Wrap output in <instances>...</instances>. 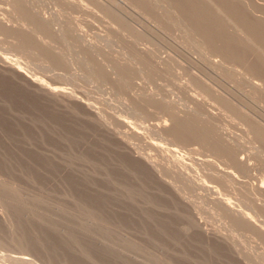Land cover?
I'll list each match as a JSON object with an SVG mask.
<instances>
[{"label":"rangeland","instance_id":"rangeland-1","mask_svg":"<svg viewBox=\"0 0 264 264\" xmlns=\"http://www.w3.org/2000/svg\"><path fill=\"white\" fill-rule=\"evenodd\" d=\"M206 1L0 0L67 95L0 70V264H264V54Z\"/></svg>","mask_w":264,"mask_h":264},{"label":"bare ground","instance_id":"bare-ground-1","mask_svg":"<svg viewBox=\"0 0 264 264\" xmlns=\"http://www.w3.org/2000/svg\"><path fill=\"white\" fill-rule=\"evenodd\" d=\"M204 1H206V0H204ZM204 1L202 0V3H207V1L206 2H204ZM213 1L214 2H212V3H214L215 7H216V10H215L216 11V14H215L216 17L214 15V17L216 19L214 18L215 19L214 21H216L215 23L218 27V30L221 32L223 31V29L225 28L224 26H225L226 20L231 22L233 25H235L234 27H236V29L231 34V40H232V43L234 46V50L237 51V49L240 46L239 44H240L241 39L245 38L247 40H251L253 42V44H255V47H257L258 50L262 51V53L264 54V2H262L263 0H213ZM208 2H209V0H208ZM204 5H206V4H204ZM210 5H212V4L210 3ZM0 24L6 26L7 22L3 19L2 20L0 19ZM195 45H196V43H195ZM249 64H250V67L252 69L255 67L254 62H249ZM0 70L3 72H5V71L14 72V73L17 72L32 87H37L40 90L47 92L49 95L60 96L62 98L67 96L63 92H59V91L54 90V89L45 88L44 84L40 83L39 81H37L33 78H30V77L24 75L23 73H21V71L19 69H17L16 67H14L11 63H9L7 61H3V63L0 64ZM263 71H264V69H263ZM164 129H166V127H164ZM172 163H173V161H172ZM175 165H176V163H175ZM176 166H177L178 170L180 169L181 171H183L180 166H178V165H176ZM180 170H179V172H180ZM255 188L261 194H264V186L263 185L255 186ZM225 208L234 216L239 212L235 207H233L229 204H225ZM248 220H249V222L252 221L251 219H248ZM258 229L264 235V229H262V228H258ZM1 257L3 258L4 256L1 255ZM12 257H13V255H12ZM15 258H19V257H15ZM19 260H20V258H19ZM15 261H16V259H15Z\"/></svg>","mask_w":264,"mask_h":264}]
</instances>
